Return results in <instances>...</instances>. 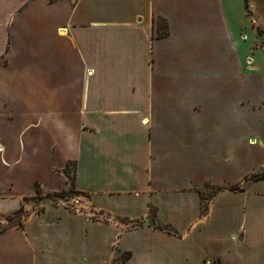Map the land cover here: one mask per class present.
<instances>
[{"label": "crops", "instance_id": "1", "mask_svg": "<svg viewBox=\"0 0 264 264\" xmlns=\"http://www.w3.org/2000/svg\"><path fill=\"white\" fill-rule=\"evenodd\" d=\"M248 3L0 0V216L42 198L0 230V264H264V0ZM69 165L81 211L49 197Z\"/></svg>", "mask_w": 264, "mask_h": 264}, {"label": "rangeland", "instance_id": "2", "mask_svg": "<svg viewBox=\"0 0 264 264\" xmlns=\"http://www.w3.org/2000/svg\"><path fill=\"white\" fill-rule=\"evenodd\" d=\"M258 33L260 35H263V33L259 30H258ZM247 34H248V36L252 37V34H250L248 31H247ZM261 43L264 45V39L261 41ZM257 57L260 58L259 55H257ZM254 59H257V58L254 57ZM260 60H261V63H259V65H261L264 68V60L262 59V57L260 58ZM70 166L73 168L72 165H70ZM70 179H71L69 181L70 186H68V189L66 191L54 193V194H57V196L51 197L54 204L61 203L65 206L74 208L75 206H78L79 203L83 204V203L87 202L86 196L80 195L74 191L73 183H72L74 178L71 177ZM204 189H205V191L202 192V198H203L202 202H203V206L205 207L208 204V201L210 200L211 196L215 193L216 187H211V186L207 185ZM41 200H42V198H40V196H39L35 199H28L26 201H23L22 202L23 209H24V206H26V205L27 206L32 205L33 209L31 208V210H34V209L38 210V209H40ZM75 201H78V205L76 204ZM81 210H82V208H81ZM27 214H28V212L26 211V209H24V210H22V212L20 214H9V215H5V216H0V230H3L5 228H9V227L17 226L16 224L22 223L24 217H26ZM152 215L153 214H151V216ZM10 222L12 225H10ZM122 258H124V255L119 256V259H122Z\"/></svg>", "mask_w": 264, "mask_h": 264}, {"label": "trees", "instance_id": "3", "mask_svg": "<svg viewBox=\"0 0 264 264\" xmlns=\"http://www.w3.org/2000/svg\"><path fill=\"white\" fill-rule=\"evenodd\" d=\"M244 4H245V7L247 9V7H248V0H244ZM158 30H159L158 31V35L159 36H165L167 34V26H166V22L165 21H163V20H159L158 21ZM64 172H66V170ZM219 189L220 188H216V191L219 190ZM237 189H238V187L233 188V190H237ZM54 196L56 197L57 194L50 195L49 197L51 198V197H54ZM35 198H37V197H35ZM35 198H32V199H35ZM22 210H23V206H20V208L16 212H14L13 214H20L22 212ZM204 210H206V207H205ZM10 225H12L11 222H10ZM16 225L17 226H21V223H17ZM156 228L157 229H160V230H165V231H168V232L171 231L168 226L156 225ZM128 257H129V255L128 254H125L124 259H127Z\"/></svg>", "mask_w": 264, "mask_h": 264}, {"label": "built area", "instance_id": "4", "mask_svg": "<svg viewBox=\"0 0 264 264\" xmlns=\"http://www.w3.org/2000/svg\"><path fill=\"white\" fill-rule=\"evenodd\" d=\"M63 177L65 178L66 184L68 186H70V178L73 177L74 178V167L72 168L70 165L68 166V168L66 169V172L63 173ZM76 204L78 205V201H75ZM81 204L79 203L78 206H75L73 209L76 211H80L81 210Z\"/></svg>", "mask_w": 264, "mask_h": 264}]
</instances>
